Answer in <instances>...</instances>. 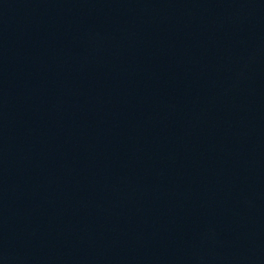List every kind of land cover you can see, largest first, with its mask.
I'll return each instance as SVG.
<instances>
[{
	"label": "water",
	"instance_id": "obj_1",
	"mask_svg": "<svg viewBox=\"0 0 264 264\" xmlns=\"http://www.w3.org/2000/svg\"><path fill=\"white\" fill-rule=\"evenodd\" d=\"M0 264H264V0H0Z\"/></svg>",
	"mask_w": 264,
	"mask_h": 264
}]
</instances>
